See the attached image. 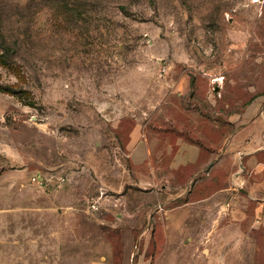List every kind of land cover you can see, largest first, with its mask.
<instances>
[{
    "label": "rangeland",
    "instance_id": "obj_1",
    "mask_svg": "<svg viewBox=\"0 0 264 264\" xmlns=\"http://www.w3.org/2000/svg\"><path fill=\"white\" fill-rule=\"evenodd\" d=\"M69 2L0 0V264H264V0Z\"/></svg>",
    "mask_w": 264,
    "mask_h": 264
},
{
    "label": "crops",
    "instance_id": "obj_2",
    "mask_svg": "<svg viewBox=\"0 0 264 264\" xmlns=\"http://www.w3.org/2000/svg\"><path fill=\"white\" fill-rule=\"evenodd\" d=\"M234 159L238 161H246L248 165V173H250L251 169H258L264 167V162H262L259 158L261 154H264V146H230ZM144 150L142 148H138L136 152V156L139 159V156H142L140 159L144 158ZM200 161V151L195 146H181L180 152L175 156L173 160V167L178 168L183 165H196ZM245 169L242 166L241 169Z\"/></svg>",
    "mask_w": 264,
    "mask_h": 264
},
{
    "label": "trees",
    "instance_id": "obj_3",
    "mask_svg": "<svg viewBox=\"0 0 264 264\" xmlns=\"http://www.w3.org/2000/svg\"><path fill=\"white\" fill-rule=\"evenodd\" d=\"M60 7L64 9L69 8L70 0H59ZM25 40L22 38L7 37L3 34L0 35V62L4 65L12 64L18 55H21L24 47ZM14 65L16 63H13Z\"/></svg>",
    "mask_w": 264,
    "mask_h": 264
},
{
    "label": "built area",
    "instance_id": "obj_4",
    "mask_svg": "<svg viewBox=\"0 0 264 264\" xmlns=\"http://www.w3.org/2000/svg\"><path fill=\"white\" fill-rule=\"evenodd\" d=\"M34 180H35V178H34Z\"/></svg>",
    "mask_w": 264,
    "mask_h": 264
}]
</instances>
